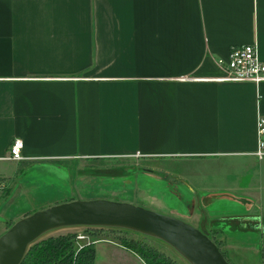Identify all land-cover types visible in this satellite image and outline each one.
Listing matches in <instances>:
<instances>
[{
  "label": "crops",
  "instance_id": "obj_1",
  "mask_svg": "<svg viewBox=\"0 0 264 264\" xmlns=\"http://www.w3.org/2000/svg\"><path fill=\"white\" fill-rule=\"evenodd\" d=\"M252 40L264 63V0H0V158L22 139L21 159L0 160V180L35 161L138 151L157 168L188 167L177 184L208 193L203 204L225 165L227 188L241 190L226 196L264 207V155L254 154L264 80H213L230 46ZM2 194L0 223L12 216ZM238 215L217 222L254 219L264 231L256 210Z\"/></svg>",
  "mask_w": 264,
  "mask_h": 264
},
{
  "label": "rangeland",
  "instance_id": "obj_2",
  "mask_svg": "<svg viewBox=\"0 0 264 264\" xmlns=\"http://www.w3.org/2000/svg\"><path fill=\"white\" fill-rule=\"evenodd\" d=\"M156 163L158 162L149 158L130 156L116 160L76 159L73 162L58 163L44 160L31 162L30 166L19 165L13 182H8V177L1 178L3 188L6 189L0 190V197L4 193L6 194L4 203H12L8 209L12 216H7V221L0 223V233L9 222L16 221L25 213L29 214L31 211L74 198H104L133 203L158 213L183 219L204 233L206 232L212 241L217 242L216 245H219L222 256L230 264H264L263 230H239L234 225H223L217 222L218 219H221L219 221L232 219L239 213H250L254 210L264 217V207L261 204L259 206L256 203L253 204L248 211L244 209L243 201L226 196V192L235 196L240 189L237 192V190L227 188L232 187L231 175L233 173H226L225 165L219 166L223 173L222 177L217 179L216 176V179H213L215 187L220 190H215L213 197L204 199L206 204H203L201 196L208 193L194 186H189L188 191L185 192V186L177 184V180L180 183L183 179V172H186L185 169L188 167L180 165L179 162L161 161L157 168ZM196 166V168L200 167V165ZM208 166L210 168V165ZM238 168L235 167L237 171ZM168 182H171L173 186H170ZM22 183L31 184L26 187ZM189 191L193 192L194 201L190 216H188L190 200L185 199ZM216 191L222 192L216 193ZM66 232L76 233V237L78 234L83 235V238L77 237V239L80 243H92L94 255L96 246L95 264H146L151 256L155 260L165 258L174 264H187L168 244L119 228L61 227L46 232L47 234L38 240L48 235L56 236ZM119 245L123 246V249L117 248ZM137 249L149 257H143Z\"/></svg>",
  "mask_w": 264,
  "mask_h": 264
},
{
  "label": "water",
  "instance_id": "obj_3",
  "mask_svg": "<svg viewBox=\"0 0 264 264\" xmlns=\"http://www.w3.org/2000/svg\"><path fill=\"white\" fill-rule=\"evenodd\" d=\"M192 205L190 199L189 215ZM75 226L119 228L152 237L168 244L187 264H230L206 232L183 219L104 198H74L17 218L0 233V264H19L46 232Z\"/></svg>",
  "mask_w": 264,
  "mask_h": 264
},
{
  "label": "built area",
  "instance_id": "obj_4",
  "mask_svg": "<svg viewBox=\"0 0 264 264\" xmlns=\"http://www.w3.org/2000/svg\"><path fill=\"white\" fill-rule=\"evenodd\" d=\"M226 59L217 60L216 63L221 70V75L214 78L215 81L224 82H252L257 84L264 80V63L260 60L257 53V42L252 40L248 44H240L230 46ZM256 134H257V148L254 154L258 158L264 155V143L262 136L264 135V118L258 117L256 121ZM6 154L1 156L0 160L15 161L22 158V139L14 137L7 147ZM133 156L139 157L141 154L135 151ZM3 181L0 180V190L3 188ZM78 238H83L81 234L77 235Z\"/></svg>",
  "mask_w": 264,
  "mask_h": 264
},
{
  "label": "trees",
  "instance_id": "obj_5",
  "mask_svg": "<svg viewBox=\"0 0 264 264\" xmlns=\"http://www.w3.org/2000/svg\"><path fill=\"white\" fill-rule=\"evenodd\" d=\"M5 189L3 188L2 191ZM11 223L9 222L7 227ZM215 243L217 244V242ZM125 246L128 245L125 244ZM137 250L143 257H149L145 253H142L140 249ZM150 258L146 264H174L165 258L156 260L152 256ZM93 259L94 246H92V243H80V240L76 237V233L66 232L56 236L48 235L32 243L19 264H93Z\"/></svg>",
  "mask_w": 264,
  "mask_h": 264
},
{
  "label": "flooded vegetation",
  "instance_id": "obj_6",
  "mask_svg": "<svg viewBox=\"0 0 264 264\" xmlns=\"http://www.w3.org/2000/svg\"><path fill=\"white\" fill-rule=\"evenodd\" d=\"M247 225L245 226L244 224H243V226L245 227V230H249V231H254L255 229H261L260 228V226H258V223L257 222H255V220L253 219V220H251V219H247ZM238 222V219L236 220V223ZM255 222V223H254ZM234 225V224H233ZM235 226V225H234ZM236 228H239L240 229V227L238 226V223L236 224Z\"/></svg>",
  "mask_w": 264,
  "mask_h": 264
}]
</instances>
